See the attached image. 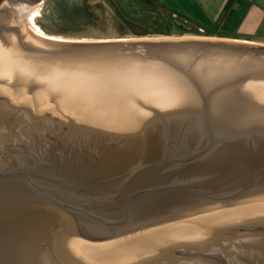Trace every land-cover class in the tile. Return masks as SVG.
Returning a JSON list of instances; mask_svg holds the SVG:
<instances>
[{
	"label": "water",
	"instance_id": "obj_1",
	"mask_svg": "<svg viewBox=\"0 0 264 264\" xmlns=\"http://www.w3.org/2000/svg\"><path fill=\"white\" fill-rule=\"evenodd\" d=\"M0 0V264H264V45L53 40Z\"/></svg>",
	"mask_w": 264,
	"mask_h": 264
},
{
	"label": "rangeland",
	"instance_id": "obj_2",
	"mask_svg": "<svg viewBox=\"0 0 264 264\" xmlns=\"http://www.w3.org/2000/svg\"><path fill=\"white\" fill-rule=\"evenodd\" d=\"M33 7L21 8L20 25L49 38L212 39L264 45V0H43Z\"/></svg>",
	"mask_w": 264,
	"mask_h": 264
},
{
	"label": "bare ground",
	"instance_id": "obj_3",
	"mask_svg": "<svg viewBox=\"0 0 264 264\" xmlns=\"http://www.w3.org/2000/svg\"><path fill=\"white\" fill-rule=\"evenodd\" d=\"M36 6H37V5H36ZM32 7H33V6H32ZM34 10H35V7H33V8L29 11L27 18L25 17L27 22L31 20V15H30V13H31L32 11H34ZM29 26H30V25H29ZM29 26H28V28H29L33 33H35L36 35H38V34L36 33V31H35L34 29H31V27H29ZM33 30H34V31H33ZM38 36H40V35H38ZM40 37H42V38H46V39L60 40V39L49 38V37H44V36H40ZM139 40H144V39H139ZM145 40H146V39H145ZM241 43H245V42H241ZM247 44H249V43H247Z\"/></svg>",
	"mask_w": 264,
	"mask_h": 264
},
{
	"label": "trees",
	"instance_id": "obj_4",
	"mask_svg": "<svg viewBox=\"0 0 264 264\" xmlns=\"http://www.w3.org/2000/svg\"><path fill=\"white\" fill-rule=\"evenodd\" d=\"M156 36H160V35H156ZM168 36H171V35H168Z\"/></svg>",
	"mask_w": 264,
	"mask_h": 264
},
{
	"label": "flooded vegetation",
	"instance_id": "obj_5",
	"mask_svg": "<svg viewBox=\"0 0 264 264\" xmlns=\"http://www.w3.org/2000/svg\"><path fill=\"white\" fill-rule=\"evenodd\" d=\"M122 31H123V30H122ZM122 31H121V32H122Z\"/></svg>",
	"mask_w": 264,
	"mask_h": 264
}]
</instances>
